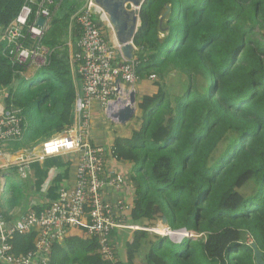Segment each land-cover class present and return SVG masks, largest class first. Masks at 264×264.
Listing matches in <instances>:
<instances>
[{"label":"trees","instance_id":"1","mask_svg":"<svg viewBox=\"0 0 264 264\" xmlns=\"http://www.w3.org/2000/svg\"><path fill=\"white\" fill-rule=\"evenodd\" d=\"M27 3L0 0L2 103L26 121L11 151L40 145L76 119L68 42L79 37L74 14L84 0L44 3L50 11L59 3L40 39L51 53L31 78L25 77L30 68L9 59L2 39ZM38 3L29 4L30 20ZM32 42L25 38L26 46ZM132 44L138 80L154 75L157 92L140 97L133 118L139 126L113 143V155L133 166L130 221L152 227L164 217L170 231L185 228L193 236L177 242L133 230L125 264L142 251L144 264H256L252 243L264 261V0H145ZM171 72L181 79L170 88ZM70 164L60 155L30 163L36 191L56 168L44 193L55 201ZM7 186L12 203L26 193L17 182ZM71 228L84 236L68 234ZM71 228L43 253L45 264H121L116 253L113 260L99 254L83 225ZM34 238V232L13 234L12 253L33 251Z\"/></svg>","mask_w":264,"mask_h":264},{"label":"built area","instance_id":"2","mask_svg":"<svg viewBox=\"0 0 264 264\" xmlns=\"http://www.w3.org/2000/svg\"><path fill=\"white\" fill-rule=\"evenodd\" d=\"M32 1L28 0V3L22 6L16 19L5 30L2 39L7 43L8 57L12 62L23 64L27 68L39 69L47 64L51 53L49 48L40 43V39L59 3L50 11L44 3L51 4L52 0H39L36 13L30 20L29 4ZM39 18L43 19L42 25L37 24ZM74 19L79 28V39L78 51L73 58L77 62V73L82 79V96L78 95L75 101L78 125L40 143L37 156L23 154L13 158V151L9 150V145L21 140L26 129V121L18 110L5 109L2 105L0 169L3 166L15 165L19 176L26 177L32 160H43L48 156L77 151L80 157L76 180L72 187H62L58 198L40 212L29 210L14 223L7 222L0 213V264H30L34 259L38 264L41 259L44 264L43 253L54 241H61L69 228L78 225L86 228L88 236L96 238L99 254L104 259L113 260L115 243L112 231L115 228H132L115 219L113 205L103 197L102 192L106 186L117 189L122 186L124 180L120 174L106 169L105 148L91 143L88 138V125L91 101L104 104L106 111L109 107L115 106L119 99H125L128 104L129 92L138 81L137 60L134 57L126 59L122 55L121 45L115 38L105 12L94 0H84L81 8L74 14ZM98 20L113 32L112 43L102 34ZM27 36L33 41L29 47L25 45ZM154 78V75L149 77ZM118 82H123L129 87L124 89ZM29 232L35 233L34 250L14 255L10 243L12 235ZM192 235V232L185 231L181 238Z\"/></svg>","mask_w":264,"mask_h":264},{"label":"crops","instance_id":"3","mask_svg":"<svg viewBox=\"0 0 264 264\" xmlns=\"http://www.w3.org/2000/svg\"><path fill=\"white\" fill-rule=\"evenodd\" d=\"M104 36L108 39L110 43L114 41L113 39V32L107 25L105 24ZM79 37H75V40L73 42L69 41V53L71 62L74 63L73 66V73L75 77V85L76 89L78 91V95L82 96V79L81 76L77 73V62L74 61V55L78 51L77 41ZM28 73L25 75L27 78H31L35 75L37 69H27ZM121 84V86L124 89H127L129 85L118 82ZM135 90V105L139 101L140 97L143 95H153L157 92V86L154 82H150L148 79H140L138 80L133 88ZM5 93L4 90L0 91V108H2V94ZM96 108L100 109L99 115L106 113V106L100 102L97 101H91L89 105V114H90V122L92 124L91 120V114L92 111ZM103 108V109H102ZM112 110H116V106L111 107ZM137 108L135 110V114ZM76 113V112H75ZM94 114V113H93ZM106 115V114H105ZM133 116V118H134ZM110 119V118H109ZM76 120V119H75ZM111 120V119H110ZM113 123L114 121L111 120ZM130 122H125L121 126H119L116 130L111 129V127L108 128V124L102 120V125L99 126V130L94 132V127L91 128V125L89 127L88 131V138L94 145L102 146L105 148V154H104V164L106 169L109 172H115L122 176L123 178V184L120 188H112L109 186H106L103 190V197L106 201L111 203L113 205L114 209V217L117 220H121L124 222L127 226H131L132 228H115L112 231V236L115 243V253L118 258V260L121 262V264L127 263V244L126 243H132V232L133 230H147L150 235L153 231L148 229H154L156 227L157 222L154 226H149L148 221L141 219L138 222H131L130 219V212L131 208L133 206V201L135 198V190L132 183V174H133V166L131 163L123 160L117 159L113 155V143L114 140L117 137L120 138H127L130 136V133L132 129L137 128L139 125H133L129 124ZM138 123V122H137ZM77 127V120L74 121L73 125L68 128L72 129L73 127ZM110 126V125H109ZM102 131V133H101ZM10 147V146H9ZM8 149V148H7ZM18 153L15 152V154H18L19 156L23 154H31L33 156H37L39 152V145H36L32 147L31 149H18ZM13 154V155H15ZM55 156V155H54ZM62 156L63 160H70L71 164L67 170V175L63 178L61 182L60 189L62 187H72L76 180V169L79 162V153L77 151H72L66 154H60ZM33 161L41 163L42 160H32ZM10 164V163H9ZM12 166L15 165H8L3 166V168L0 169V213L6 219L9 223H14L17 221L23 214L28 212V210L32 209L31 207L35 208H42L44 206H47L51 201H53L51 198L47 197L44 193L45 190L49 187L51 180L53 179L54 175L58 172L56 168H51L48 172V176L45 179L40 192L36 191L35 184L38 182L39 178L36 176L35 172L33 171L31 165L28 167V173L26 177H21L17 173V171H11ZM19 176L20 179L18 181L11 180L14 176ZM10 182H17L19 184H22L25 186L26 193L17 199V202L12 203L11 201V190L7 186ZM123 204V205H122ZM163 223V222H162ZM146 226V227H145ZM158 226V225H157ZM157 229L162 232L163 230L161 228ZM68 234L71 235H77V236H84L81 229L78 228H71L68 231ZM27 234V233H26ZM35 241V238H34ZM144 253L138 252L134 254V263L133 264H144L143 261ZM34 262L30 264H38L36 263L37 260L34 259ZM46 261V259H45ZM43 264V263H42ZM45 264V262H44Z\"/></svg>","mask_w":264,"mask_h":264},{"label":"water","instance_id":"4","mask_svg":"<svg viewBox=\"0 0 264 264\" xmlns=\"http://www.w3.org/2000/svg\"><path fill=\"white\" fill-rule=\"evenodd\" d=\"M145 0H94L105 12L107 19L112 27L115 38L118 44L121 45V53L126 59L134 57L132 38L139 25V10ZM161 19V18H160ZM43 19L39 18L37 21L38 25H42ZM116 110L108 109V117L119 124H124L129 121L136 110L135 105V90L129 92L128 104L126 100H117L115 102ZM166 219L163 217L162 222L165 223ZM185 228L171 232H185ZM171 240L175 241L176 237L172 236V233H166ZM182 238H177L179 241ZM255 263L263 264L264 261L261 259L260 251L255 247Z\"/></svg>","mask_w":264,"mask_h":264},{"label":"rangeland","instance_id":"5","mask_svg":"<svg viewBox=\"0 0 264 264\" xmlns=\"http://www.w3.org/2000/svg\"><path fill=\"white\" fill-rule=\"evenodd\" d=\"M99 21V20H98ZM103 27H105V25L102 23V28H101V30H102V34L104 35L105 33H104V31H105V29L103 28ZM106 40L108 41V39L106 38ZM109 42V41H108ZM171 77V78H170ZM170 77L169 78H167V80H166V83H167V87H170V83H172V84H174L175 86L180 82V79H181V77H176V75H174L172 72H171V74H170ZM150 82H154L155 80H156V77L154 78V79H148ZM171 88V87H170ZM103 109V108H102ZM99 111H100V109H98V108H96L95 110H93L92 111V114H91V120H92V124L91 123H89V125H88V129H89V127H90V125H91V128H93L94 127V132L95 131H98L99 130V126H101L102 125V120H104L107 124H108V128L109 127H111V129H113V130H116L119 126H121V124H119V123H117V122H112L110 119H109V117H108V112L109 111H106V113H103L102 114V110H101V115H99ZM137 112V111H136ZM94 113V114H93ZM106 114V115H105ZM135 114V113H134ZM134 116V115H133ZM75 122H76V120H75ZM127 122H130L129 124H132L131 126H133V125H137V124H139V122L137 121V120H134L133 119V117L129 120V121H127ZM126 122V123H127ZM138 122V123H137ZM78 125V124H77ZM110 125V126H109ZM89 131V130H88ZM101 133H102V131H101ZM10 150V149H9ZM11 151V150H10ZM18 152H20V151H16V153H18ZM13 154H15V152H13ZM16 158V157H19V155L18 154H15L14 156H13V158ZM12 160V158L10 159V161ZM14 178H15V181H18L19 179H20V177L19 176H14L12 179H10L9 181H11V180H14ZM249 187V189L248 188H246V189H248L247 191H249L250 190V188H251V184L248 186ZM158 225V226H157ZM157 225H156V227H154V229L156 230V231H153L152 232V234H158V235H162V236H165V234L164 233H161V231L160 230H158L157 229V227L158 228H166V226H165V224L164 223H160V222H157ZM163 231H165V229H162ZM158 231V232H157ZM160 232V233H159ZM174 233L175 232H173L172 233V236L173 237H175V236H177V235H174ZM178 234H180L179 232H177ZM193 236V235H192ZM177 239V238H176ZM175 239V241H177ZM180 241V240H179ZM178 242V241H177ZM39 263L40 264H42V261H41V259L39 260Z\"/></svg>","mask_w":264,"mask_h":264},{"label":"bare ground","instance_id":"6","mask_svg":"<svg viewBox=\"0 0 264 264\" xmlns=\"http://www.w3.org/2000/svg\"><path fill=\"white\" fill-rule=\"evenodd\" d=\"M160 228H161V227H160ZM161 229H165V231H162L161 233H165V234H166V233H173V232H170V230H169L168 228H163V227H162ZM159 230H160V229H159ZM157 232H158V231H157ZM159 233H160V232H159ZM179 233H180V234H178L177 232L174 233V235H177V236H175L176 238H180V237L182 236V233H183V232H179Z\"/></svg>","mask_w":264,"mask_h":264}]
</instances>
